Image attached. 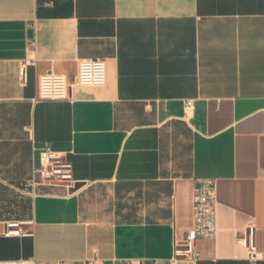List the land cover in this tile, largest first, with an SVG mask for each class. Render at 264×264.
Instances as JSON below:
<instances>
[{"label": "crops", "instance_id": "1", "mask_svg": "<svg viewBox=\"0 0 264 264\" xmlns=\"http://www.w3.org/2000/svg\"><path fill=\"white\" fill-rule=\"evenodd\" d=\"M82 58L105 60L104 84L75 80ZM50 70L67 98L35 99ZM45 145L71 188L31 186ZM202 176L216 236L177 264H245L248 224L264 251V0H0V260L169 264ZM30 216L32 234L3 233Z\"/></svg>", "mask_w": 264, "mask_h": 264}, {"label": "built area", "instance_id": "2", "mask_svg": "<svg viewBox=\"0 0 264 264\" xmlns=\"http://www.w3.org/2000/svg\"><path fill=\"white\" fill-rule=\"evenodd\" d=\"M34 60L26 56L20 61L19 73L24 81L27 76V65ZM106 63L102 58H82L78 61L75 80L80 84L102 85L106 82ZM69 93V79L61 72L46 71L38 76L37 93L35 99H64ZM194 108L191 98L184 100V113L190 114ZM31 186L39 183H62L71 188L73 178L71 163L64 155L52 149L49 145L43 146L39 151V166L33 168ZM38 174L39 179H35ZM193 219L194 223L181 238H174L172 255L169 264H177L180 260H195L198 258L196 241L199 238L214 239L217 232V184L212 176L197 177L193 190ZM35 221L33 216L25 219H9L5 221V235L32 234ZM255 224L250 223L236 241L246 250V263L256 264L264 259V251L259 250L255 241ZM96 256L88 257L84 264H94ZM0 264H29V260H0ZM56 264H66L58 260ZM130 264V263H129Z\"/></svg>", "mask_w": 264, "mask_h": 264}, {"label": "rangeland", "instance_id": "3", "mask_svg": "<svg viewBox=\"0 0 264 264\" xmlns=\"http://www.w3.org/2000/svg\"><path fill=\"white\" fill-rule=\"evenodd\" d=\"M25 219V218H24Z\"/></svg>", "mask_w": 264, "mask_h": 264}]
</instances>
